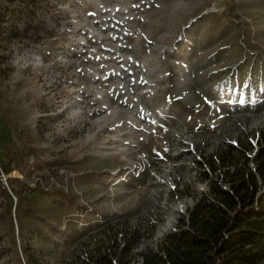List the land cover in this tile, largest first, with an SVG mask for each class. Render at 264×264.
<instances>
[{"label":"rangeland","instance_id":"374dc122","mask_svg":"<svg viewBox=\"0 0 264 264\" xmlns=\"http://www.w3.org/2000/svg\"><path fill=\"white\" fill-rule=\"evenodd\" d=\"M0 7V264L73 263L117 221L154 244L196 160L264 126V0Z\"/></svg>","mask_w":264,"mask_h":264},{"label":"trees","instance_id":"16d2710c","mask_svg":"<svg viewBox=\"0 0 264 264\" xmlns=\"http://www.w3.org/2000/svg\"><path fill=\"white\" fill-rule=\"evenodd\" d=\"M7 21V11L0 7V27ZM196 163L206 189L179 214L172 230L150 245L141 238L152 237L155 224L109 223L103 238L69 264H256L263 259L264 126L255 143L245 136ZM11 164L2 161V171L9 173Z\"/></svg>","mask_w":264,"mask_h":264},{"label":"water","instance_id":"95a60500","mask_svg":"<svg viewBox=\"0 0 264 264\" xmlns=\"http://www.w3.org/2000/svg\"><path fill=\"white\" fill-rule=\"evenodd\" d=\"M172 229H173V227H172V228L169 227V228L166 230V233L169 232V231L172 230Z\"/></svg>","mask_w":264,"mask_h":264}]
</instances>
